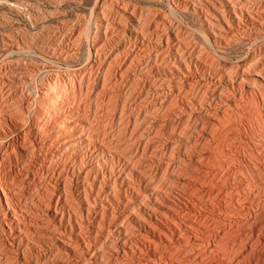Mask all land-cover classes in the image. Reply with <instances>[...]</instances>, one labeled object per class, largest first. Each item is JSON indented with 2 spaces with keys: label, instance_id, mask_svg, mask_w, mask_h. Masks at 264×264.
<instances>
[{
  "label": "bare ground",
  "instance_id": "6f19581e",
  "mask_svg": "<svg viewBox=\"0 0 264 264\" xmlns=\"http://www.w3.org/2000/svg\"><path fill=\"white\" fill-rule=\"evenodd\" d=\"M82 2L0 0V264H264V0Z\"/></svg>",
  "mask_w": 264,
  "mask_h": 264
},
{
  "label": "rangeland",
  "instance_id": "374dc122",
  "mask_svg": "<svg viewBox=\"0 0 264 264\" xmlns=\"http://www.w3.org/2000/svg\"><path fill=\"white\" fill-rule=\"evenodd\" d=\"M86 1V2H85ZM82 3H84V6L86 7V11H85V13H86V15L87 16H90L91 15V11H90V9H91V7H92V5H93V3H94V0H83V2ZM76 6V5H75ZM74 6V4H70L69 6H68V4L66 5V7H64L63 8V10H64V12L66 13V15H67V19L68 20H70L71 18H72V15L75 13V11L77 10V6L75 7ZM76 10H75V9ZM89 9V10H88ZM88 13V14H87ZM70 18V19H69ZM89 29V27L87 28L86 27V30H88ZM86 30H85V32H86ZM85 33H83V36L85 37V35H84Z\"/></svg>",
  "mask_w": 264,
  "mask_h": 264
}]
</instances>
